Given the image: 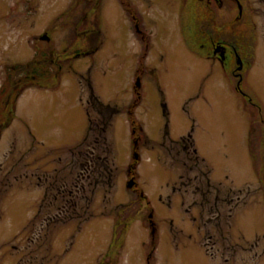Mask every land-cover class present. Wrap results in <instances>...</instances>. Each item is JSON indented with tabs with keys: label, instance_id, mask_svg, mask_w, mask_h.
Listing matches in <instances>:
<instances>
[{
	"label": "rangeland",
	"instance_id": "rangeland-1",
	"mask_svg": "<svg viewBox=\"0 0 264 264\" xmlns=\"http://www.w3.org/2000/svg\"><path fill=\"white\" fill-rule=\"evenodd\" d=\"M176 3L140 67L118 0H0V102L27 86L0 137V264H264V0L240 89L232 55L182 43ZM35 54L38 81L14 67Z\"/></svg>",
	"mask_w": 264,
	"mask_h": 264
},
{
	"label": "flooded vegetation",
	"instance_id": "flooded-vegetation-1",
	"mask_svg": "<svg viewBox=\"0 0 264 264\" xmlns=\"http://www.w3.org/2000/svg\"><path fill=\"white\" fill-rule=\"evenodd\" d=\"M89 1V0H88ZM163 1V2H162ZM177 0V10H179L178 17L175 19L177 26L179 27V35H181V41L186 43L189 50L196 54L199 58H206V59H214L215 61L220 62L221 64H227L229 61V56L235 57L236 64L233 67L232 74L236 76L237 79V88L240 87L242 82V71L244 66H246L245 57L239 53L229 41L223 37V35L219 34L214 36L213 32H210L206 35H199L198 31V20H199V3L202 2L203 7L207 8L209 11H213L216 9L225 10L227 11L228 8H231V1L236 4L238 12L235 14V19L239 18L243 14V8L245 7L240 0ZM247 0H245V5H247ZM162 4H166L168 7H172L174 4V0H118V11L121 12V17L124 18L128 22V27L131 32L134 31L136 35L135 40L132 39V44L134 46V50H140L141 60H140V67L144 65V63H148V60H151L152 55V47H154L153 41L151 42L149 39V32H147V28L150 24H154L155 27L158 26V20L160 16L155 15V12H152L157 9H160ZM179 8V9H178ZM163 16L167 15V11L161 7ZM157 12V10H156ZM89 11H87L83 17L81 18L82 22L86 20L88 17ZM211 15V14H210ZM97 15H94L93 20L96 18ZM90 19V18H89ZM90 21V20H89ZM246 24L243 23V26ZM159 27V26H158ZM193 27V29L191 28ZM90 29V28H88ZM188 31L191 32L190 38L184 35ZM133 34V35H134ZM83 37L87 40H93V37L89 35L88 32L83 34ZM87 37V38H86ZM95 39V38H94ZM96 41V40H95ZM95 44V43H94ZM93 47L91 49H95ZM91 49H86L84 52L90 51ZM241 52V51H240ZM79 54V53H78ZM156 57V56H154ZM155 59V58H154ZM239 59L242 61V68L239 70ZM56 61V60H55ZM57 63V61H56ZM152 65V63L148 64ZM140 71V68L137 69ZM240 89V88H239Z\"/></svg>",
	"mask_w": 264,
	"mask_h": 264
},
{
	"label": "trees",
	"instance_id": "trees-1",
	"mask_svg": "<svg viewBox=\"0 0 264 264\" xmlns=\"http://www.w3.org/2000/svg\"><path fill=\"white\" fill-rule=\"evenodd\" d=\"M242 3L244 4V6L247 7V5H245V0ZM199 5L200 6H199L198 11L200 15H199V20H198V31H196V33L199 32L200 36L201 35L204 36L206 34H209L210 32H213L215 34L214 36L221 34L223 35L224 38H226L229 41L232 47H234L236 50L239 51V47H242V49H244L245 51L244 57L245 59L248 58V61H249L246 63L245 67H248L251 63L250 58H253L252 55H253V47H254V42H255V35L253 33V28H252L253 25L251 23L250 12L244 7L242 16L235 19V14L238 12L237 8H236L237 12L230 17L228 16V13L232 11L230 8H228L227 11L219 10V9L209 11L207 8L203 7L202 2H200ZM93 9L94 8H92V11H94ZM243 23H245L246 25L243 26ZM78 27L79 26H77V28ZM191 28L193 29V27ZM239 53L241 54L240 51ZM37 59H38L37 55L35 54L34 61L32 62L29 61L25 64H18L17 66L15 65L14 67L17 70H19V72L27 71L28 74L26 75V77H29V78L31 77L33 79H36L35 81H38L39 79L46 77L48 74L47 73L45 74L43 72L44 70L43 71L41 70L42 69L41 62L40 60H37ZM233 59H234V65H235L236 64L235 57H233ZM34 63L36 64L38 63L40 66L34 65ZM8 70H11V69L8 68ZM7 78L10 79L9 77ZM233 78H235V76ZM35 81H32L31 83ZM236 82H237V79H236ZM30 85L32 84H29L28 87H30ZM11 87L12 85L9 86L8 90H10ZM15 87H19V89L13 95V99H12L13 105L12 103L10 104V106L13 108H10V109H14L16 98L20 96V94L23 92L24 89H26L27 86L25 85V83L23 84V78L19 77L17 80L13 81V88L15 89ZM0 89H1L0 95H2V93L5 92L6 89L5 87H2ZM11 98H12V95H9L8 99L10 101H11ZM8 106L9 104L3 105L2 102H0V137H1L2 131L5 128H7V126L10 125L11 120L13 119V116L7 117V114L11 115V113L13 112L12 110L8 109ZM13 114L14 113H12V115ZM90 118L92 117L90 116L89 119ZM98 125L102 126V123H98ZM97 136L99 137L98 134ZM93 157L100 158V155L95 152L92 158ZM261 181L264 183V173H261Z\"/></svg>",
	"mask_w": 264,
	"mask_h": 264
},
{
	"label": "water",
	"instance_id": "water-1",
	"mask_svg": "<svg viewBox=\"0 0 264 264\" xmlns=\"http://www.w3.org/2000/svg\"><path fill=\"white\" fill-rule=\"evenodd\" d=\"M41 39H45V40H49V36L48 35H46V34H44V35H42L41 36ZM239 64H240V66H238V69L240 70L242 67V61H241V59H239ZM136 156H137V154H136ZM135 156V157H136ZM134 185V180L133 179H131L130 181H129V186H133Z\"/></svg>",
	"mask_w": 264,
	"mask_h": 264
}]
</instances>
